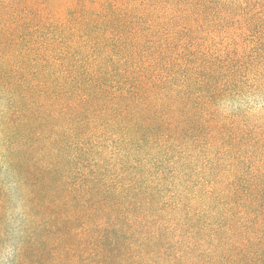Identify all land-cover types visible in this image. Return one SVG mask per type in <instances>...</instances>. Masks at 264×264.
<instances>
[{
  "label": "trees",
  "instance_id": "1",
  "mask_svg": "<svg viewBox=\"0 0 264 264\" xmlns=\"http://www.w3.org/2000/svg\"><path fill=\"white\" fill-rule=\"evenodd\" d=\"M143 2L0 0L9 264H264V50L156 44Z\"/></svg>",
  "mask_w": 264,
  "mask_h": 264
},
{
  "label": "rangeland",
  "instance_id": "2",
  "mask_svg": "<svg viewBox=\"0 0 264 264\" xmlns=\"http://www.w3.org/2000/svg\"><path fill=\"white\" fill-rule=\"evenodd\" d=\"M145 2V3H144ZM156 44L264 50V0H144Z\"/></svg>",
  "mask_w": 264,
  "mask_h": 264
},
{
  "label": "clouds",
  "instance_id": "3",
  "mask_svg": "<svg viewBox=\"0 0 264 264\" xmlns=\"http://www.w3.org/2000/svg\"><path fill=\"white\" fill-rule=\"evenodd\" d=\"M248 114L259 115L264 112V100L259 95L248 97ZM224 114H230V109L222 110ZM0 190L7 193L9 207L5 213L3 231H0V264H9L19 251L20 237L24 235V229L29 220V210L20 191L19 181L14 172L0 161Z\"/></svg>",
  "mask_w": 264,
  "mask_h": 264
}]
</instances>
